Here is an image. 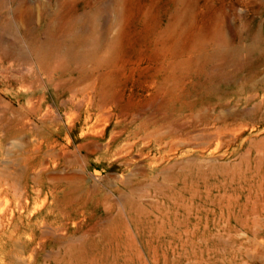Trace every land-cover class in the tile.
<instances>
[{
  "label": "rangeland",
  "instance_id": "374dc122",
  "mask_svg": "<svg viewBox=\"0 0 264 264\" xmlns=\"http://www.w3.org/2000/svg\"><path fill=\"white\" fill-rule=\"evenodd\" d=\"M262 26L264 0H0V264H264Z\"/></svg>",
  "mask_w": 264,
  "mask_h": 264
},
{
  "label": "bare ground",
  "instance_id": "6f19581e",
  "mask_svg": "<svg viewBox=\"0 0 264 264\" xmlns=\"http://www.w3.org/2000/svg\"><path fill=\"white\" fill-rule=\"evenodd\" d=\"M184 5H185V4H184ZM214 25H215V24H214ZM206 26H207V25H206ZM259 27H260V26H259ZM259 27H256V29L254 30L253 34L251 35V38H249V39H250L249 42H251V43H250L251 47L248 45V46H249V49H250V48H253V47H254L253 45L258 44V43H262V45H263V49H264V27L262 26V29L260 28L261 30L259 29ZM199 29H200V31H201L202 33H205V31H207V29H205L203 26H202L201 28H198V30H199ZM201 29H203L204 31H202ZM208 29H209V31H210V30L212 31V29H211V25L208 26ZM209 31H208V32H209ZM208 32H207V34H209ZM202 33H200V35H201ZM210 33H211V32H210ZM209 36H210V35H209ZM201 37H202V36H201ZM211 37H212V39H213L215 36H214V37H213V36H210V38H211ZM202 38H203V37H202ZM208 38H209V37H208ZM210 38H209V39H210ZM204 39H206V36H204ZM209 39H208V42L211 41V39H210V40H209ZM204 41H205V40H204ZM211 42H212V41H211ZM204 43H205V42H204ZM209 43H210V42H209ZM209 43H208V44H209ZM211 44H212V43H211ZM211 44H210V45H211ZM203 45H204V44H203ZM212 45H213V44H212ZM247 48H248V47H247ZM257 49H258V48H257ZM250 50H251V49H250ZM248 53H249V50H248ZM219 57L221 58L220 55H219ZM219 57H218V58H219ZM261 62H262V61H261ZM256 67H257V66H254V65H253V66H250L249 69H255ZM91 82H92V81H91ZM89 98H90V97H89ZM77 124H78V123H77ZM123 126H124V125H123ZM215 127H216V126H215ZM218 127H219V126H218ZM224 127H225V126H224ZM224 127H223V129H224ZM214 129H215V128H214ZM219 129H220V128H219ZM215 130H216V129H215ZM201 131H202V130H201ZM204 132H205V131H204ZM204 132H203V133H204ZM206 132H207V131H206ZM206 132H205V133H206ZM201 133H202V132H201ZM203 133H202V134H203ZM216 133H217V131H216ZM99 134H100V133H99ZM148 134H149V133H148ZM206 134H207V133H206ZM208 135H209V134H208ZM208 135H206V136L208 137ZM151 136H152V135H151ZM201 136H202V135H201ZM201 136H200V137H201ZM206 136H205V137H206ZM211 136H212V135H211ZM217 136H219V135H217ZM221 136H222V135H221ZM207 137H206V139H207ZM143 138H144V137H143ZM203 138H204V137H203ZM203 138H202V139H203ZM148 139H149V138H148ZM150 139H151V137H150ZM198 139H199V138H198ZM202 139H201V140H202ZM208 139H210V138L208 137ZM219 139H220V138H219ZM158 140H159V139H158ZM203 140H205V139H203ZM215 140H216V139H215ZM217 140H218V137H217ZM159 141H160V140H159ZM208 141H209V140H208ZM132 142H133V141H132ZM135 142H136V141H135ZM202 142H203V141H202ZM206 142H207V141H206ZM219 142H220V141H219ZM128 143H129V142H128ZM125 144H126V143H125ZM149 144H150V143H149ZM219 144H220V143H219ZM127 145H128V144H127ZM127 145H126V146H127ZM205 145H206V144H205ZM130 146H131V145H130ZM163 146H164V145H163ZM218 146H219V145H218ZM123 150H125V148H124ZM169 150H171V149H169ZM129 151H130V150H129ZM127 152H128V151H127ZM163 154H164V153H163ZM155 163H156V162H155ZM158 164H159V163H158ZM192 189H193V188H192ZM159 192H161V191H159ZM193 193H194V195H196V191H195V190H193ZM254 202H255V201H254ZM181 204H182V203H181ZM177 205H178V204H177ZM184 207H185V206H184ZM255 207H256V206H255ZM136 208H137V207H136ZM176 208H177V207H176ZM179 209H180V208H179ZM174 211H175V210H174Z\"/></svg>",
  "mask_w": 264,
  "mask_h": 264
}]
</instances>
